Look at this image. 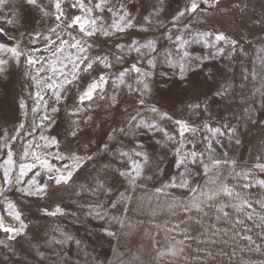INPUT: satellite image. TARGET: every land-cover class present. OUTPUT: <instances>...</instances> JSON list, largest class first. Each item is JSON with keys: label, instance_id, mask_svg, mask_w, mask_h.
I'll return each instance as SVG.
<instances>
[{"label": "snow or ice", "instance_id": "snow-or-ice-1", "mask_svg": "<svg viewBox=\"0 0 264 264\" xmlns=\"http://www.w3.org/2000/svg\"><path fill=\"white\" fill-rule=\"evenodd\" d=\"M220 6L221 0H187L170 17L169 28L158 17L138 20L129 0H0V36L11 41L0 42V80L15 65L22 67L29 83L27 97L17 101L23 119L11 130L0 125V233L4 234L0 250L14 255L11 242L24 237L36 264H45V250H52L51 264H68L63 249L72 237L56 227L43 237L31 234L28 239L27 205L35 202L43 217H63L67 213L59 194L73 189L85 201L91 196H107L110 208L123 206L122 214L126 213L132 198L120 192L112 199L109 177L120 179L133 192L146 189L148 182L160 179L163 162L171 156L175 172L155 189L157 209L166 217L163 224L156 225L167 241L156 251L159 264H256L252 255L264 258V156L257 155L241 167L228 151H218L225 147V140L230 146L241 144L239 124L234 120L264 125V120L254 117L257 94L264 106V48L260 49L259 66L241 74L243 87L245 81L253 84L254 91L249 92L253 106H245L234 119L213 120L210 103L218 102L214 98L234 97L235 85L224 80L211 96H201L193 77L215 80L213 62L234 56L239 42L224 31L193 32L187 22L181 23L185 17L218 11ZM246 7L244 0H232L231 9L244 12ZM25 12L35 13L36 24H47L46 30L33 27L9 35L4 25L18 30L26 20ZM252 23L264 32V16L253 18ZM153 28L163 29L161 36L167 46L155 34L149 38ZM132 30L141 37L122 42ZM197 43L207 55H193L190 49ZM161 63L168 71L160 76L194 95L179 112L175 107L165 109L153 95ZM69 96L74 103L64 136L71 139L62 140L59 134L48 133L56 124L59 106ZM98 109L123 119L94 151L91 140L85 142L83 151L73 149L72 141L78 140L82 126L93 121ZM144 136L152 140L151 150L139 139ZM113 164L117 165L115 172ZM89 167L95 175L88 172ZM82 176L85 183H78ZM88 176H92L91 182ZM168 189L184 190L186 195L181 198ZM252 189L258 190L255 200ZM10 192L17 193V199H9ZM94 203L95 207L89 205L91 212L103 219L105 214L98 209L104 205ZM112 220L121 228L132 227L120 217Z\"/></svg>", "mask_w": 264, "mask_h": 264}, {"label": "rangeland", "instance_id": "rangeland-1", "mask_svg": "<svg viewBox=\"0 0 264 264\" xmlns=\"http://www.w3.org/2000/svg\"><path fill=\"white\" fill-rule=\"evenodd\" d=\"M186 3L187 0H129L132 14L138 20L143 16H150L154 19L158 17L169 28L171 27L169 23L170 17L178 7H183ZM231 3L232 0H221V6L218 11L199 12L198 14H193L192 17H185L181 21V23L187 22L193 32L216 29L224 31L231 38L239 42L237 53L234 56L230 59L225 56L213 62L215 64V80L205 82V77L202 75L193 77L198 84L197 91L201 96L204 93L211 96V93L218 84L224 80H228L235 85L234 97L226 100L214 98L218 102L210 103V114L213 120L220 117L234 119V114L239 115L245 106H253V97L249 95L250 91H254L253 84L245 81L243 83L246 87H243L241 74L248 69L259 66L260 49L264 48V32H261L259 27L254 26L252 23L253 18L264 16V0H244V4L247 5L244 12L231 9ZM24 15L26 16V20L22 27H18V30L17 28L4 25L8 29L9 35H20L26 29L31 30L33 27H37L38 29L43 27L46 30L47 24L43 26L36 24L35 13L25 12ZM162 30L153 28L147 35L149 38H152V35L155 34L160 40L161 45L167 46L168 42L161 36ZM172 31H175V29L173 28ZM141 35L136 30H132L122 37V42L130 38L139 39ZM0 42L11 43V41H8L6 35L0 36ZM240 48L243 51H239ZM190 50L194 56L207 55V51L199 43L193 44ZM162 71H168L167 66L163 63L156 70L157 75L153 84V95L165 109L171 110L175 107L176 111L179 112L182 105H186L187 102L194 100V95L192 91L183 88L177 83L166 81L164 77L159 75ZM8 73L6 78L0 80V125H6L11 130L13 124L18 119H23L22 114L18 111L17 101L21 96L27 97L29 83L22 75V67L17 68L15 65H11ZM241 91L244 93L243 96L241 95ZM245 96L247 100H245ZM254 99L255 108L258 109L254 113V117L258 121L264 120V106L261 105L260 96L257 94ZM28 103L31 105L32 101L29 100ZM73 103V98L69 96L59 106L61 111L55 115L56 124L53 125L48 134H59L62 140L71 139L70 137L66 138L64 133L69 127L70 117L68 113ZM208 116L209 114L205 113V119ZM122 119L123 117L115 112L112 115H105L103 110L98 109L94 114L93 121L89 125L82 126L78 140L72 141L71 147L73 149L79 148V150L83 151L85 142L91 140L93 142L92 150L94 151L96 144L106 139V134L110 133L112 128ZM193 119L196 118L193 117ZM234 122L239 124L241 144L239 146H230L227 140H225V147L218 148V151L220 153L228 151L229 155L236 159L239 165L243 167L246 166L245 162L250 164L254 161L257 155L264 156V125H253L246 120H234ZM139 139L148 145L149 150H151V139L146 136ZM16 147H19V145H16ZM171 162L172 157L169 156L163 162L164 173L160 179L148 182L146 189L139 188L135 192L131 191L120 179L113 180L109 177V183L112 184V199H117L120 192L132 198L131 202L127 205V208L130 210L123 214L121 211L123 206L116 209L108 206L110 201L107 196H91L85 201L76 197L73 189H68V191L59 194L62 197L60 201L61 206L67 213L63 217H43L40 215L35 202L28 204L25 208L30 225L28 239H31V234L43 237L51 229L59 227L72 237V241L66 244L63 249L64 257L67 259L68 264H109L116 248L123 244V242H121L122 244L120 243L122 235L128 234L132 230L131 227L127 226L121 228L119 224L112 220L113 216L124 219L126 225H133L137 224L139 220L141 221L149 210H157L160 211L163 219H166L162 211L157 209L158 200L155 189L160 187L161 181L167 182L169 176L175 172V169L171 167ZM116 168L117 165L113 164L112 171L115 172ZM88 172L95 175L92 167L88 168ZM84 175H87V173ZM91 180L92 176H88V182H91ZM78 183H85L83 176L79 179ZM168 191L181 198L186 195V192L180 189H168ZM257 191V189L251 190L253 200L257 196ZM17 197V193H9V199L15 200ZM160 199L163 200V197ZM95 201H99L100 204L104 205L103 208L98 209L102 214H105L103 219L98 218L95 212H91L89 205L95 207ZM256 210L257 212L260 211L258 207ZM90 212L91 214H89ZM108 232H113L115 235L110 236L107 234ZM132 233L138 232L134 230ZM3 238L4 234L0 233V239ZM76 241H79L78 245L75 243ZM11 244L15 250V254L0 250V264H36L37 258L30 250L28 243L25 242L24 237L17 238V241L11 242ZM45 254L47 257L45 264H51V259L53 258L52 250H45ZM5 256H7V259H5ZM247 258L245 257V259ZM252 259L256 261V264H259L260 259L264 258L259 255H252Z\"/></svg>", "mask_w": 264, "mask_h": 264}, {"label": "crops", "instance_id": "crops-1", "mask_svg": "<svg viewBox=\"0 0 264 264\" xmlns=\"http://www.w3.org/2000/svg\"><path fill=\"white\" fill-rule=\"evenodd\" d=\"M164 221L160 211L149 210L141 221L132 225L128 234L122 235L120 243L123 244L116 248L109 264H159L156 251L167 241L165 233L156 225ZM134 230L138 233H132Z\"/></svg>", "mask_w": 264, "mask_h": 264}]
</instances>
